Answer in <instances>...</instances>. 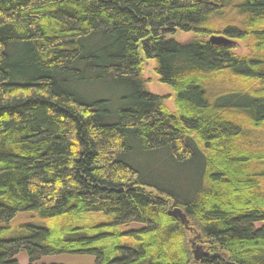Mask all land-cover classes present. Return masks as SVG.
<instances>
[{"label": "trees", "instance_id": "trees-1", "mask_svg": "<svg viewBox=\"0 0 264 264\" xmlns=\"http://www.w3.org/2000/svg\"><path fill=\"white\" fill-rule=\"evenodd\" d=\"M228 9L239 20L216 24ZM80 83L117 96L88 100ZM244 125L264 126V0H0V264H264V152L246 149ZM193 231L226 258L195 261Z\"/></svg>", "mask_w": 264, "mask_h": 264}, {"label": "rangeland", "instance_id": "rangeland-1", "mask_svg": "<svg viewBox=\"0 0 264 264\" xmlns=\"http://www.w3.org/2000/svg\"><path fill=\"white\" fill-rule=\"evenodd\" d=\"M236 20H239L234 12H230L229 9L224 11V17L215 19V23L219 24L220 26H223L224 24L233 23L236 22ZM218 25V26H219ZM236 26H239L238 24ZM217 36V35H214ZM221 36V35H220ZM169 39H173L176 42L179 43H185L188 41L193 40L194 38L200 39L201 37L198 35H195L193 33H183L180 31H177L175 34L168 35ZM235 55L239 57H248L252 54V50L249 47V44L246 41H236L234 49L232 51ZM139 53L141 58L143 59V55L141 53V50L139 49ZM156 69V62L155 61H144L143 63V69H142V76L144 80L146 81V89L148 92L154 95L158 96H166L167 99L164 101V105L170 110L175 111V101H174V94L172 91L160 83L158 76L155 73ZM235 84H231L232 88H237L240 83L236 80L234 81ZM216 89H225L229 87L230 85H226L225 87L219 83H216L214 85ZM74 88L84 97H86L88 100L91 99H98V98H109V97H115L117 96V92L113 90L110 87H106L102 84H96V83H80L74 85ZM230 88V87H229ZM228 88V89H229ZM252 90H255L256 87H251ZM257 95V93H256ZM260 95V94H259ZM244 128L246 129L248 136L245 139H248L247 142H249L248 148H246L248 151H254V152H264V126L260 129H253L250 126L244 125ZM149 160H146V162H142L143 164H147ZM150 162V161H149ZM150 164V163H149ZM255 168L257 169H264V166L258 165V162L252 163ZM258 166H262L259 167ZM165 174L168 178H174L175 172H170L167 169H164ZM164 175V176H165ZM260 184L264 188V177L260 179ZM14 224L16 225H25V224H34L38 225L41 224L37 219H33L28 214H19L17 218L14 220ZM264 226V224H256L255 227L259 228ZM140 225L138 224H130L127 226V228H139ZM18 235V233H14V236ZM197 236H199V239L195 241V244L198 246H204V251L207 250V245L202 244V240L200 238V235H195L194 231L193 233L188 234V243L192 242ZM201 242V243H200ZM190 249H191V244ZM193 251V248H192ZM95 262V258L92 256H84V255H58V256H47L42 259H40L38 262L32 263V264H93ZM18 264H31L27 260V258L24 255H21L18 257Z\"/></svg>", "mask_w": 264, "mask_h": 264}, {"label": "water", "instance_id": "water-1", "mask_svg": "<svg viewBox=\"0 0 264 264\" xmlns=\"http://www.w3.org/2000/svg\"><path fill=\"white\" fill-rule=\"evenodd\" d=\"M209 42L214 44V45H222V44H232L231 41H229L228 39L224 38V37H220V36H212L209 38ZM168 215L170 217H174L176 219H179L180 222L184 225V227L187 230H192L189 227V222L186 218V215L182 212L181 209L179 208H175L172 210L168 211ZM199 239V236H197L193 241H192V248H193V255H194V259L195 261H198L201 258H205V257H210V258H216L219 256H222L224 258H226V256L224 254H216V255H210L208 252L204 251V249L201 246H198L195 244V241Z\"/></svg>", "mask_w": 264, "mask_h": 264}]
</instances>
